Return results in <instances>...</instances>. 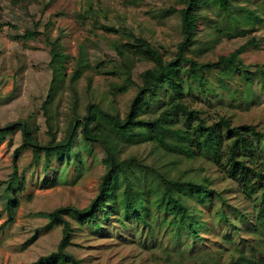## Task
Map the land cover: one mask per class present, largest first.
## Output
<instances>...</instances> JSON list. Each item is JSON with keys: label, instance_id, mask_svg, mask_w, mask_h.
I'll use <instances>...</instances> for the list:
<instances>
[{"label": "rangeland", "instance_id": "1", "mask_svg": "<svg viewBox=\"0 0 264 264\" xmlns=\"http://www.w3.org/2000/svg\"><path fill=\"white\" fill-rule=\"evenodd\" d=\"M231 2L232 8L246 10L244 14L250 13L248 16L252 19L255 0ZM136 3L128 4L123 0H0V127L19 126V122L25 121L38 141L47 144L51 142L49 126L56 132L57 141L63 139L72 118L84 115L88 103L104 107L110 103L123 115L135 88L130 87L116 96L110 94L113 87L124 84L119 71L108 73L121 64L114 44L131 41L129 33H132L147 39L165 59H170L181 37L180 15L169 8L180 9L182 0H137ZM211 12L206 19L201 17L198 21L196 41L188 55L200 63L214 61L254 40V44L240 55L239 65L252 72L261 67L264 70V29L256 25L258 21L239 25L234 24L235 15L222 19L217 11ZM216 24L223 28L220 32L211 27ZM26 30L34 35H25ZM51 51L59 57L52 59ZM79 61L85 68L71 83L70 75ZM150 66L149 62L135 60L133 78L138 81V74ZM218 74L208 72V81L203 87L189 82L191 88L185 90L189 105L199 109L208 122L225 116L233 125L254 124L264 131V82L253 76L252 90L246 96L245 81L237 72L226 78L223 86ZM180 77L186 76L181 73ZM209 86L214 91L207 90ZM44 100L45 112L41 107ZM154 109L156 104L152 102L146 111L151 113ZM17 126L12 132L0 135V264L27 263L54 251L62 237V229L59 225L43 229L48 220L45 214L60 207H87L97 195L101 176L106 171L105 153L100 145L95 143L90 153L76 145V149L69 151L55 179L39 181L41 166L32 162L31 150H22L13 158L15 148L22 141ZM77 149L81 150L80 158H74ZM129 154H134L166 178L209 184L231 204L225 206L231 218L235 216L231 206L247 212L251 210L250 202L242 197L236 184L225 179L206 160L186 159L152 142L124 147L121 156ZM14 169L18 175L25 174V185L23 190L16 184L10 189L12 200L17 197L19 202L14 207L13 220L5 221L6 188ZM123 187L120 180L114 182L113 202L118 204L119 216L110 214L105 218L98 212L97 223L79 224L71 213L64 215L71 228L67 250L80 260V264H246L236 259L242 250L250 251L256 264H264L260 259L264 255V223L238 222L243 238L238 240L240 234L236 237L224 233L228 228L222 222L216 226L211 223L210 214L220 206L218 198L213 204L203 205L188 199V204L202 208L201 219L207 225L200 229V239L194 240L185 231L174 235L168 226L160 224L162 212L151 205L152 217H147L151 228L124 216Z\"/></svg>", "mask_w": 264, "mask_h": 264}, {"label": "trees", "instance_id": "2", "mask_svg": "<svg viewBox=\"0 0 264 264\" xmlns=\"http://www.w3.org/2000/svg\"><path fill=\"white\" fill-rule=\"evenodd\" d=\"M123 1L137 4V0ZM182 3L183 7L180 9L169 8V11L180 15L181 37L172 58L165 59L156 46L132 33H129L131 41L114 44L113 49L121 64L118 68L108 70V73L119 71L124 84L118 88L113 87L110 94L116 96L130 87L135 88V94L123 115L110 103L105 107L98 103H88L84 115H75L72 118L63 139L57 141L56 132L49 126L51 142L47 144L38 141L25 121L19 122V126L10 124L0 127V135L12 132L16 126L20 129L22 141L15 148L13 158L22 150H31L32 162L41 166L38 180L42 182L56 178L65 158L69 156V151L76 149V145L83 146L84 152L90 153L96 143L105 153L106 171L101 176L97 195L91 203L82 209L67 206L45 214L48 220L43 229L54 225H59L62 229V237L56 249L34 261L20 264H80V260L67 250L71 228L64 215L71 213L72 218L79 224L90 221L97 223L98 212H102V217L105 218L110 214L119 216L118 204L113 202L114 182L118 180L124 186L121 199L124 216L149 228L151 205L162 212L160 224L168 226L174 235L185 231L194 240L200 239L199 231L207 222L201 219L202 208L188 204V199H195L203 205L213 204L214 199L218 198L220 206L214 214H210L211 223L216 226L222 222L228 228L224 232L226 235L234 234L237 237L240 234L238 222L255 220L264 223V131L254 124L233 125L225 116L208 122L199 109L189 105L185 96V90L191 88L190 81L203 87L208 81L206 74L213 71L219 72L218 80L222 83L221 86L226 78L237 72L239 78L242 77L245 81L246 96L252 90L253 76L261 79V83L264 82L262 67L252 72L239 65L240 55L254 44V40L238 46L228 55H220L214 61L200 63L188 55L196 41L198 21L201 17L206 19L212 10L217 11L218 17L222 19L235 15L237 21L234 24L247 25L255 20V23L258 21L256 25L264 29V0H255L251 20L248 16L250 13L244 14L246 10L240 7L232 8L231 0H182ZM211 27L215 32L223 29L217 24ZM25 35L32 36L34 33L26 30ZM51 57L56 59L59 54L51 51ZM135 60L151 63L150 67L138 74V81L132 75ZM84 68V63L79 61L77 68L70 75L71 83L81 76ZM181 73L186 77L181 78ZM207 90L214 91L212 86ZM152 102L156 104V109L149 113L146 110ZM41 107L45 112V100ZM146 142H152L167 152L186 159L200 158L211 163L225 179H230L236 184L242 197L250 202L251 210L247 212L231 206L235 212V216L231 218L225 207H230L231 204L229 205L220 191L211 188L209 184L193 180H172L143 164L134 154L121 156L124 147ZM74 154V158H80L81 150H75ZM81 166L77 168L81 169ZM11 175L6 188L8 194L5 221L13 220L14 207H17L19 202L17 197L12 200L10 189L16 184L19 190H23L25 185V174L18 175L14 169ZM262 234L264 235V230ZM237 239L243 240L241 234ZM249 252L242 250L238 253V263L242 261L246 264H256ZM260 259L261 262L264 261V255L260 256Z\"/></svg>", "mask_w": 264, "mask_h": 264}]
</instances>
